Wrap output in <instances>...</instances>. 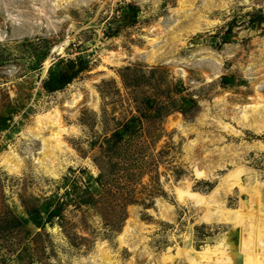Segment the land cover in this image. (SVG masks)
Here are the masks:
<instances>
[{
	"label": "rangeland",
	"instance_id": "1",
	"mask_svg": "<svg viewBox=\"0 0 264 264\" xmlns=\"http://www.w3.org/2000/svg\"><path fill=\"white\" fill-rule=\"evenodd\" d=\"M263 38L264 0H0V264L264 258L247 247L241 258L228 242L237 227L264 247V132L236 118L258 87L264 96ZM56 110L54 159V127L35 132L37 116ZM12 152L22 161L9 171L1 162ZM107 152L112 187L95 183L97 203L76 205L66 190L100 175L95 159L107 172ZM59 199L65 217L37 227L29 210Z\"/></svg>",
	"mask_w": 264,
	"mask_h": 264
},
{
	"label": "bare ground",
	"instance_id": "2",
	"mask_svg": "<svg viewBox=\"0 0 264 264\" xmlns=\"http://www.w3.org/2000/svg\"><path fill=\"white\" fill-rule=\"evenodd\" d=\"M220 7L224 8L225 4H221ZM69 39H70V37L66 38L64 40V42H62L61 44H59L57 47L54 48L53 52L58 51L59 54H62L64 52L65 45H67L69 42ZM148 40L152 43L157 41L156 38H148ZM257 41H259V40H257ZM262 44L264 46V38L262 39ZM50 61L51 60L49 58L45 62V69L46 70L51 63ZM218 77H219V75H215V78H218ZM209 80L211 81L212 79H209ZM250 99L252 100L251 103H245V104L238 106L239 111L236 114V118L238 119L239 122H241L244 126H246L247 129H250V130L254 131L255 133L262 134L264 132V96L260 92L259 87L257 88L255 96L250 97ZM43 123H46V124L49 123L54 127L53 129H51L50 136L48 137L47 140L49 141V144L52 147L51 148V154L49 157H51L53 155L52 157L54 159H57L58 156L56 155V151L57 150L61 151L62 150V144H63V141L61 139V134L63 132V129H62V122H61L59 111L56 110L54 115L47 113L45 115L37 116L38 130H36L37 132H35L36 136H38L40 134V130L42 129L41 124H43ZM224 127L229 128L230 125L226 124ZM232 130L237 132L234 128H232ZM45 142H46V140H44V143ZM257 146L260 150H264V143L263 142L257 143ZM254 147H256V145ZM258 148H256V149H258ZM21 161H22V159L18 156V154L15 152H12L11 156H7L4 159H2L1 163L2 164L5 163L7 169H9V171H14V170H17V168L19 166H21ZM51 162L53 163V160H51ZM47 166H48V164L45 165V167H47ZM49 166H48V168H49ZM48 170H51V169H48ZM53 171H54V169H53ZM260 205L264 208V198H263ZM257 206H254V208ZM262 219H263V217H262ZM125 230H126V228H125ZM258 230L260 231V233L256 234L255 237L256 238H264V220L261 221V219H260ZM126 231H128V230H126ZM234 233L236 236V240L232 241L231 239H229L228 242L230 243L232 250L241 258H242V254H244V250L246 249V247L249 248L250 252L253 254L254 253L258 254L261 250H264V247H262V248L259 247L260 245L250 246L249 244H246L245 238H244V232H242L237 227H234ZM122 236H124V233L121 234V237ZM105 254L108 255L109 253L105 252ZM243 261H244V264H264V258H260L258 256H254L252 258L251 262L245 261L244 258H243Z\"/></svg>",
	"mask_w": 264,
	"mask_h": 264
},
{
	"label": "trees",
	"instance_id": "3",
	"mask_svg": "<svg viewBox=\"0 0 264 264\" xmlns=\"http://www.w3.org/2000/svg\"><path fill=\"white\" fill-rule=\"evenodd\" d=\"M70 78H66L65 80L60 81L61 84H66L70 82ZM124 79V77H123ZM223 80L226 82H234V77H227L224 76ZM136 121L137 118H133L131 120L123 122L120 126L121 128L115 130L112 135V139L110 142L113 146H119L122 144V142L125 140L126 135H130L133 128L136 127ZM131 142V141H130ZM130 142H128V146L130 145ZM108 161L106 162L107 165H109V168L107 172L104 170L103 166L99 162V160L95 159L94 161L99 166L101 173L97 177L91 176L89 180H87L85 183L80 184L78 179H74L71 183V186L66 190L65 196L70 197V199L75 202L76 205L82 206V205H95L97 203L96 194L93 191V188L97 190V187L94 185L95 183H98L99 186H105L107 189L110 190L112 187V179L110 176L115 173L114 171L117 169V164H115L113 161V155L109 152H107V155L105 156ZM132 167L126 168L127 171H125V177L130 178L133 175ZM128 202V201H127ZM65 202H60V199L57 201V205L53 206L51 202L48 203V209L41 210V209H33L29 210V213L31 215V221L39 228H45L46 224L49 222H53L56 218H64V214L62 213V208ZM123 206V205H121ZM62 223V222H61ZM114 221H111V226L115 228ZM110 224V223H109Z\"/></svg>",
	"mask_w": 264,
	"mask_h": 264
}]
</instances>
